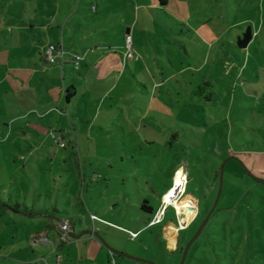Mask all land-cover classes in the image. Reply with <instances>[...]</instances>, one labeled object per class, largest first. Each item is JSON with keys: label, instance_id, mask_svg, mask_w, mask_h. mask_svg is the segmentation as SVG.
Wrapping results in <instances>:
<instances>
[{"label": "rangeland", "instance_id": "obj_1", "mask_svg": "<svg viewBox=\"0 0 264 264\" xmlns=\"http://www.w3.org/2000/svg\"><path fill=\"white\" fill-rule=\"evenodd\" d=\"M52 4V0H0V193L6 181L9 187V180L16 178L18 183L14 180L11 186L14 198L22 206L25 192L29 191L30 201L27 202L31 209L33 178L35 185L39 183L42 194L39 207L44 211L45 207L48 209L43 214L53 215V199L59 201L60 208L67 207L72 215L74 212L75 217H80L72 216L76 229L88 221L81 204L85 200L90 208L103 206L104 217L129 225L122 215L138 211L144 215L142 204L145 201L157 210L162 194L172 184L169 169L182 163L188 172L186 192L197 197L198 213L195 221L181 231L178 249L167 248L157 226L143 231L136 239L130 238V232L128 236L104 226V245L114 250H117L114 245L121 247L122 250L117 251L130 259L115 253L109 260L104 258L103 264H264V2L253 6L251 11L237 12L236 16L227 12L221 13L220 18L203 20L205 29H201L200 37L204 45L194 54L198 61L204 55L205 63L193 76L190 73L179 76L180 83L161 84L159 94H168L167 88L172 90V104L168 101L166 105L159 95L155 98V102L165 108V114L164 123L159 122L155 127L158 130L153 133L154 144H146L143 137L138 141L137 131L131 132L133 125L126 123L129 116L109 109L108 104L115 100L106 99L104 110L113 113H104L101 118L107 126L114 123L124 128L126 138L123 139L122 130L114 126L104 130L94 127L95 139L89 141L90 146L84 144L81 152L76 147H68L58 132L64 120H68L66 112L67 119L62 117L56 126L53 120L48 124L47 116H41L39 108L28 110L29 102H34L39 93L35 88L37 81L34 84L35 79L29 80L31 69L37 68L32 38L38 41L39 34L25 24L40 8L53 9ZM248 14L249 18L243 20ZM170 23L171 27L179 29ZM247 27L256 32L242 48L237 40ZM171 57H176L175 52ZM163 62L166 63L164 59ZM168 67V71L176 69ZM198 85L202 90L194 94ZM132 100L137 105L142 101L137 97ZM53 112L60 118L58 109ZM175 117L177 122L173 121ZM68 124L71 126L69 120ZM29 128L48 138L44 145L39 144ZM166 129L175 131L169 130L167 136ZM140 134L144 136L142 131ZM166 136L173 146L165 145ZM62 174L66 177L68 174L87 175L89 186L78 185L75 192L81 202L73 197V192L64 194L71 199H60L65 198L59 194L60 189L67 192L63 179L59 180ZM109 177L115 178L110 180ZM19 180H26L28 184ZM178 191L179 187L176 202L191 204L187 196L177 200ZM8 194L6 190L5 198ZM98 197L102 199L100 203ZM114 203L120 204L119 209L115 212L106 209L108 204ZM78 207H81L80 213L76 211ZM7 214L0 216V264H22L17 259L32 251L25 248L20 238L32 228L12 225L10 221L20 216L13 212ZM153 215L152 212L148 218ZM167 219L178 220L171 206ZM96 224L101 229V225ZM41 229H47L57 238L63 233L52 223L45 228L35 227V230ZM132 229L136 227L133 225ZM99 235L102 237L101 232ZM70 239L68 236L67 240Z\"/></svg>", "mask_w": 264, "mask_h": 264}, {"label": "crops", "instance_id": "obj_2", "mask_svg": "<svg viewBox=\"0 0 264 264\" xmlns=\"http://www.w3.org/2000/svg\"><path fill=\"white\" fill-rule=\"evenodd\" d=\"M52 1L53 9L48 11L40 8L30 17L31 21L26 23L27 26L25 24L26 28L31 27L37 30L39 34L38 41L34 37L32 38L36 48L34 59L37 68L31 69V79H29L31 81L35 79L34 84L37 81L38 86L35 88L39 93L37 97H34V102H29L30 109L28 110L32 111L36 107L39 108L40 115L47 116L48 124L53 120L57 124L56 126H58L62 117L68 118L71 126L68 124V120L67 122L64 120L63 126L58 127V132L61 133V137L66 141L68 147L73 149L76 147L78 152H81V147L84 144L90 146L91 142L89 141L95 139L96 135L92 133L94 127L104 130L114 126L115 129H121L122 138H126L124 128L114 125V123L109 124V126H107V123L105 125V120L101 116L104 113H113L109 109H116L118 115L129 116L126 123L131 124L130 126L133 125L130 131H137L135 135L138 137V141H142L143 137L146 144H154L153 133L158 130L155 127L159 126V122L164 123L163 116L165 114V108H162V104H157L155 98L159 95V98L166 105L168 101L172 104V90L170 88L166 89L170 97L166 93L165 95L159 94L162 91L159 89L161 84L173 83L172 81L180 83L179 76H188L189 73L193 76L196 71L199 72V68L205 63L204 55L200 56V61H198L194 54L199 46L203 48L204 45L203 39H201V29H205L203 20L220 18L221 13L227 12L236 16L237 12H244L247 9L251 11L253 6L257 7L260 2H264V0H166L165 4H161L159 0ZM245 16L246 19L243 20L249 18V14ZM168 20L179 29L171 27ZM255 32L251 28L252 36ZM126 34L132 36L134 56L131 59H124ZM50 43L62 46L67 52L82 55L83 58L79 61L78 68H75L70 54L65 55L64 58L56 57L52 62L47 61L44 58L43 50ZM173 52L176 54L174 59L171 57ZM190 52H192V55ZM163 59L166 63L168 62V65H171L172 68L174 66L176 69L168 71L169 67L163 62ZM160 62L163 63L159 67ZM192 66L195 68L193 69ZM174 78L176 79L174 80ZM27 85L29 86V81ZM196 89L194 94H197ZM68 92L72 94L69 98L67 97ZM176 92L178 93V91ZM133 97L142 99L141 103L137 105L132 100ZM106 99L115 100L116 104L110 103L108 104L109 109L104 110ZM126 100H129L128 105ZM55 109L60 111L61 114L58 113L60 118L55 114L57 112H53ZM65 112L68 115L70 114L67 115V118L64 116ZM173 121L177 122L178 118L175 117ZM29 130L36 135L39 144H45L47 137L43 138L42 133L37 132L36 129L29 128ZM167 130H164L166 135L172 129ZM45 131L46 129L43 128V132ZM140 131L143 132L144 136L140 134ZM167 136L164 139L165 145L171 147L173 145L168 143L169 138L167 139ZM184 168L186 174H188L182 163L173 169H169L168 174H172L173 178L178 169L183 170ZM55 177L56 175L53 176V178ZM111 178L115 177H109L110 180ZM60 179H63V186L67 190V192H64L60 189L59 194H61V197L64 194L73 192V197L81 202L79 200L80 196L75 192L78 185L81 188L89 186L87 175L68 174L66 177L62 174L59 175ZM90 179L93 180V177ZM14 180L18 183L16 178L11 179L9 180L11 182L8 184L9 187H7V181L5 182L4 188L1 189L0 201L17 204L21 212H14L5 206L0 216L13 212L20 218L16 217L17 219L14 218L10 221L12 225L32 228L31 231L26 232L20 238V241L25 243V248H30L32 251L21 257V259H17L22 264H55L57 263L56 258H59L58 264H103L104 258H113L116 255L115 253L123 255V258L130 257L118 252L117 250L122 249L116 245L114 247L117 250L107 248L104 243L90 233H83L79 239L71 238L62 241L60 236L59 238L55 237L47 229L35 230L38 225L45 228L52 223L56 230L60 231V223L68 221L71 222L69 232L79 234L84 230L94 228L99 234L101 232L103 239L104 226L124 232L128 236V232H137L135 239L143 231L157 226V232L165 240L167 248L177 250L181 240V231L197 218L196 214L193 219L188 220L186 218L185 223L182 224V217L174 212L178 216V220L173 222L167 219V211L170 206L165 209L162 215L161 209L158 211L160 206L157 207V210H154L151 204H145L147 208L142 207L144 215H141L139 211L134 214H123V221L129 223V225H124L104 217L103 206H98V209L88 207L82 197L81 200H84V203L81 202V204L84 208L83 212H87L88 221L86 225H81L79 221L78 225L80 224V226H76L78 228L76 230L72 225V216L75 217L76 213L73 212L72 215L71 210L67 207L60 208L59 201L56 202L53 199L55 203L52 205L53 215L43 214L48 209L45 207L44 211L39 207L42 194L39 193V183L35 185V179L33 178H31L33 187L35 186L32 198L33 207L29 208L27 201L30 200L27 197L31 194L26 189L24 202L21 206L19 201L14 198V192L11 188ZM53 181L55 182V179ZM186 187L182 196L188 197L191 202V204H188L191 208L193 207L192 203L196 202L195 206L198 210L197 197L193 193H187ZM6 190H9L7 198L4 196ZM153 192L156 193L155 190ZM64 196L65 198L60 199H71L70 196H67L68 198H66V195ZM88 198L90 199V196ZM97 199L98 203L102 200L100 197ZM119 207V203H114L113 205L108 204L106 209L115 212ZM175 209L177 210L176 206ZM76 211L80 213L81 207H78ZM157 211L161 218L160 221L150 224ZM152 212L154 215L148 218V215ZM110 213L114 214L113 212ZM90 214L96 215L99 219L92 220ZM75 218L79 219L80 217ZM96 223L101 225V229ZM133 225L136 229H132ZM31 253H33V256Z\"/></svg>", "mask_w": 264, "mask_h": 264}, {"label": "built area", "instance_id": "obj_3", "mask_svg": "<svg viewBox=\"0 0 264 264\" xmlns=\"http://www.w3.org/2000/svg\"><path fill=\"white\" fill-rule=\"evenodd\" d=\"M94 7V6H93ZM125 54H124V59H131L133 58L134 56V52L132 50V36L130 34H126L125 35ZM43 53H44V58L47 60V61H53L56 57H60V58H64L65 55L67 54H70L71 57L73 58V62H74V65H75V68H78L79 66V61L83 58L82 55L80 54H76V53H70V52H67L65 49L62 48V46L58 45V44H53V43H50L48 45L45 46L44 50H43ZM53 139L56 140V138L53 136ZM57 141V140H56ZM59 142V144L61 146H64V143L62 141H57ZM175 174L176 172L174 173V176L172 178V184L171 186H175ZM181 185H179V191H180V188L182 187V190L180 191V196L182 194H184L185 192V187H186V183H187V174L183 171V174L181 176ZM178 191V192H179ZM168 206H171L174 208V212L178 215V216H181L182 217V224L183 222L185 223V220H186V215L183 214V213H178L177 210L175 209V206L174 204L172 203H163V199H161V205H160V208L158 209V211L161 209L162 211V215L164 214V211L165 209L168 207ZM192 210H195L193 216L191 219H193L195 216H196V213H197V208L195 206V208L193 207ZM158 211H157V214H155L150 222V224H153L154 222H159L160 221V215L158 214ZM90 218L92 220H96V219H99L96 215L94 214H90ZM60 229L61 231L63 232L62 234H60V238L62 241H66L67 238H68V233L69 231L71 230V224L68 222V221H65V222H62L60 223ZM137 235V232H130V237L131 238H135ZM56 262L55 264H58L59 263V258H56Z\"/></svg>", "mask_w": 264, "mask_h": 264}, {"label": "bare ground", "instance_id": "obj_4", "mask_svg": "<svg viewBox=\"0 0 264 264\" xmlns=\"http://www.w3.org/2000/svg\"><path fill=\"white\" fill-rule=\"evenodd\" d=\"M182 174H183V170L182 169H178V171L175 174V186H173V187L171 186L167 190V192L164 193V195H163V202L165 204H167V203H173L177 207L178 212H182L183 214H185L186 215V218L189 220L191 218V216H193V214H194L193 212H195L194 210H192L193 207L191 208L189 206V204H188L187 201H184L182 203H178L175 200L176 190H177L178 187H180L179 185H181V182H182V180H181ZM181 196L180 195L179 196L177 195V198L176 199L178 200V198H180Z\"/></svg>", "mask_w": 264, "mask_h": 264}, {"label": "water", "instance_id": "obj_5", "mask_svg": "<svg viewBox=\"0 0 264 264\" xmlns=\"http://www.w3.org/2000/svg\"><path fill=\"white\" fill-rule=\"evenodd\" d=\"M251 37H252L251 29L250 27H247L244 33L237 40L238 46L245 48L248 42L250 41ZM83 233H90L92 234L93 237L97 238L100 242L104 243V239L99 235L98 232L94 230V228L91 230H84L83 232L79 234L69 232L68 236L73 239H79ZM134 259L137 260V258H134Z\"/></svg>", "mask_w": 264, "mask_h": 264}, {"label": "trees", "instance_id": "obj_6", "mask_svg": "<svg viewBox=\"0 0 264 264\" xmlns=\"http://www.w3.org/2000/svg\"><path fill=\"white\" fill-rule=\"evenodd\" d=\"M159 1H160L161 4H165V2H166V0H159ZM199 90H202V87L199 86V87L196 89L195 92L198 93ZM263 91H264V86H263ZM71 95H72L71 93H69V92L67 93V97H68V98H69ZM207 99H210V96L207 97ZM170 187H171V186H170ZM170 187H169V188H170ZM145 203H146V201L144 202V204H142V207L147 208V206L145 205ZM5 206L8 207V208H10V209L13 210L14 212H21L17 204H10V203H8V202H1V201H0V215L2 214L3 209H4Z\"/></svg>", "mask_w": 264, "mask_h": 264}, {"label": "flooded vegetation", "instance_id": "obj_7", "mask_svg": "<svg viewBox=\"0 0 264 264\" xmlns=\"http://www.w3.org/2000/svg\"><path fill=\"white\" fill-rule=\"evenodd\" d=\"M194 207V206H193ZM195 208V207H194ZM197 214V213H196Z\"/></svg>", "mask_w": 264, "mask_h": 264}]
</instances>
